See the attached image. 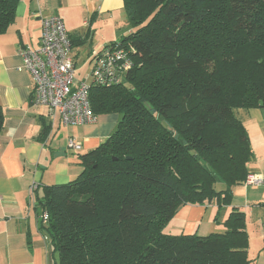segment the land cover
<instances>
[{"label":"trees","instance_id":"obj_1","mask_svg":"<svg viewBox=\"0 0 264 264\" xmlns=\"http://www.w3.org/2000/svg\"><path fill=\"white\" fill-rule=\"evenodd\" d=\"M20 1L0 0V35ZM124 9L133 32L117 42L134 50L133 69L90 88L94 115L118 116L116 130L79 157L78 179L36 196L55 264H252L237 209L224 233L165 230L183 206H231L249 176L242 115L264 109V0H124Z\"/></svg>","mask_w":264,"mask_h":264},{"label":"crops","instance_id":"obj_2","mask_svg":"<svg viewBox=\"0 0 264 264\" xmlns=\"http://www.w3.org/2000/svg\"><path fill=\"white\" fill-rule=\"evenodd\" d=\"M50 16L62 18L69 36L79 40L71 52L75 71L81 62L91 70L88 57L92 51L133 32L124 0H21L14 24L0 35V107L4 113L0 137V264L56 263L58 255L42 228L37 200L35 204L30 200V187L34 183L38 186V196L45 186L66 184L78 177L82 172L79 157L107 140L119 121L116 115H104L93 124L65 127L59 121L52 124L47 108L33 104V80L23 67L20 50L40 47L41 21ZM242 116L253 155L249 175L260 176L263 184L244 182L234 187L231 206L222 209L215 203L181 207L166 228L169 234L206 237L224 233V223L237 209L246 216L249 242L253 234L264 243V109H251ZM44 124L49 126L46 135ZM70 139L82 149L68 148ZM252 246L250 243L249 258ZM263 259L264 246L257 259L250 260L264 264Z\"/></svg>","mask_w":264,"mask_h":264},{"label":"built area","instance_id":"obj_3","mask_svg":"<svg viewBox=\"0 0 264 264\" xmlns=\"http://www.w3.org/2000/svg\"><path fill=\"white\" fill-rule=\"evenodd\" d=\"M40 41L38 49L20 50L23 67L33 80V104L47 108L52 124L56 121L65 127L93 124L97 117L90 103L91 86L110 88L121 84L125 74L133 69L131 52L134 50L131 46L114 42L92 51L88 57L90 76L79 81L75 78L72 44L62 18L50 16L42 19ZM68 148L79 151L82 146L70 139ZM245 184L260 186L263 179L249 175ZM37 190L34 183L30 187L33 204L36 203ZM40 219L46 225L48 213L42 212Z\"/></svg>","mask_w":264,"mask_h":264},{"label":"rangeland","instance_id":"obj_4","mask_svg":"<svg viewBox=\"0 0 264 264\" xmlns=\"http://www.w3.org/2000/svg\"><path fill=\"white\" fill-rule=\"evenodd\" d=\"M85 59H86V57L84 58V60ZM90 73H91V70H89V68H85L83 62H81L76 68L75 78L79 81H82V80H85L86 78H89ZM82 171H83V169H82ZM78 177H75V179H73L72 181L78 179ZM72 181H70V182H72ZM221 187L222 186H218L219 190L221 189ZM218 217H219V215H218ZM219 227H220V225H219ZM246 230H247V227H246ZM165 231L167 233L169 232L167 229ZM250 243H253V246L251 247V250H250V252H251L250 253V259L255 261L257 259L258 252L263 250L264 243H260L259 241H257L253 234L251 235ZM263 262H264V259H263ZM258 263L261 264L260 261H258ZM254 264H256V262Z\"/></svg>","mask_w":264,"mask_h":264}]
</instances>
